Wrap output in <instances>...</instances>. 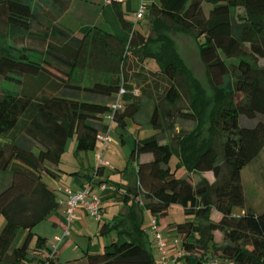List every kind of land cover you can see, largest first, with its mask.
Wrapping results in <instances>:
<instances>
[{
	"label": "trees",
	"instance_id": "16d2710c",
	"mask_svg": "<svg viewBox=\"0 0 264 264\" xmlns=\"http://www.w3.org/2000/svg\"><path fill=\"white\" fill-rule=\"evenodd\" d=\"M70 1L0 0V264H62L68 243L59 246L79 209L97 221V235L116 233L98 252L82 249L87 264H264V208L246 206L242 184L243 168L264 148V0H152L144 14L147 32L112 0L127 38L98 25L75 36L58 21ZM167 32L193 34L198 44L215 96L210 139L180 129L165 140L170 109L200 122L206 106L203 88ZM5 81L16 87H4ZM121 86V105L112 107ZM181 98L190 107L182 109ZM144 99L152 102L149 123L156 131L134 138L135 182L118 186L123 210L103 221L100 192L109 179L101 168L109 163L100 157L73 189L62 174L80 170L62 169V153L73 136L77 154L94 150L103 136L105 143L112 125L122 135ZM142 153L151 157L138 161ZM204 171L214 181L194 183L192 172ZM84 190L98 196L97 213L77 203L68 220V192ZM172 204L192 218L168 221ZM234 206L243 212L233 214ZM212 209L220 214L216 220ZM43 220L63 230L49 245L34 230Z\"/></svg>",
	"mask_w": 264,
	"mask_h": 264
},
{
	"label": "rangeland",
	"instance_id": "374dc122",
	"mask_svg": "<svg viewBox=\"0 0 264 264\" xmlns=\"http://www.w3.org/2000/svg\"><path fill=\"white\" fill-rule=\"evenodd\" d=\"M145 9H147V7ZM236 13H239V15L242 14V9L237 8ZM146 25L148 26V22H146ZM167 34L171 35V37L174 39L176 50L178 51L184 64L188 68L189 74L192 78H195L203 88V99L206 101V106L202 116V120L200 122H197L196 119L185 118L179 115L175 110L170 109L168 112L170 116L166 117V119L164 120L165 140L170 141L171 137L177 134L180 129L192 130L195 133L198 132L200 139H210V115L211 110L214 106L215 96L214 91L210 87L206 66L201 61L198 53V44L195 40L194 35L190 33L176 32L171 34L170 32H167ZM259 63H264V58H260ZM1 81L2 80L0 79V82ZM1 84L4 87L8 88L16 87L14 83L8 81L2 82ZM186 101V98H181V100L179 101L182 109L190 107V104H188V102ZM149 103L150 101L148 99H144L141 109L136 115V127L139 130L138 132L136 131V127H129L127 128L128 130H126V132L120 135V132L116 128V126L112 125V129L110 130V133L107 136L108 139L105 143H103V141H100L98 145H96L94 150L79 152L83 153V155H86V158H84V160H81L82 163L86 166L92 165L94 158H96V161H98L100 157L104 160L103 156L106 155L112 156V158L116 160V162L112 160V172L108 178V186L104 191L100 192V196H102L103 199V221H111L115 215L123 210V192L118 191V186L122 188L123 184H126L134 178V164L129 160V153L132 149L134 136L138 135L140 138L147 137L156 131V129H154V127L149 123L150 113L147 106L149 105ZM167 124H169L170 128L166 127ZM74 146L75 137L73 136L71 138H68L65 150L62 153L59 162V166L62 169L66 168L71 170L72 167L74 168L76 166L77 154L74 152ZM102 146L104 147L103 150H101ZM176 161L177 157L175 153H172L169 159V164L171 166H174ZM65 175L66 173H63L62 178ZM192 178L194 183L203 178L208 182L214 181V176L211 171H204L200 173L192 172ZM48 183L50 185L53 184V182L49 180ZM242 184L244 195L246 198V206L250 207L254 211H261L264 208V148L254 160H252L243 168ZM243 210L244 209L242 207L234 206L232 208V213L235 215H239L243 212ZM218 215L219 212L212 209V219H218ZM190 218H192V216L184 214L180 205H170L167 214L168 221L176 222ZM149 220V213L144 211L143 226L145 228L148 227ZM74 223L76 224L74 225ZM2 224L3 217L0 215V227L2 226ZM57 228L59 230H55V228L47 220H43L35 226L34 230L37 233L47 237V243L49 245L53 242L54 232H61L62 234L63 230L61 231L60 227ZM126 228L130 229V225L127 224ZM97 230V221L92 216L85 214V216L83 217L75 218L73 224L71 225V235L65 236L59 246L61 248L62 245L68 243V245L65 247V250L61 253V263L64 264L67 261L68 264H87L86 258L82 256L80 257L82 249L87 246L89 251L98 252L103 248V245L106 242L110 241L112 237H115L116 234L115 232H110L106 235H97ZM147 232L148 236L152 238V233L148 230ZM23 234L24 232L20 230L17 235V239L14 241V244H20ZM74 246L75 249L73 248ZM38 253L39 252H36L34 250L30 251V254L32 255H38ZM154 258H157L156 254Z\"/></svg>",
	"mask_w": 264,
	"mask_h": 264
},
{
	"label": "crops",
	"instance_id": "0c3cea01",
	"mask_svg": "<svg viewBox=\"0 0 264 264\" xmlns=\"http://www.w3.org/2000/svg\"><path fill=\"white\" fill-rule=\"evenodd\" d=\"M151 1L152 0H120V1H115V3H117L120 6L124 15L130 21L135 22L136 17L134 13L139 9L141 3H144L145 6L148 7ZM70 16H73V17H70ZM58 21L64 26L70 28L74 32V35L77 37L82 36L84 30L93 25H98L103 28H108L115 35L120 36L122 38L128 37V34L122 30L118 22L117 16L112 6V3L107 0H71L68 8L58 17ZM136 26L140 30L147 32L148 26L146 25V17L144 16L143 18L136 20ZM147 106H148L149 113H151L152 102L150 101L149 105ZM136 126H137L136 119L128 120L127 122L128 128L136 127ZM136 131L137 132L139 131L138 128ZM124 132H126V130L123 131V133ZM137 137L140 138L138 135L134 136V138H137ZM134 138H133V141H134ZM103 157H104V160L107 161L109 164L101 168V171L103 172L101 177L109 178L112 172V160L115 162L116 160L112 158V156L106 155ZM150 157H151V154L142 153L137 157V160L138 161L146 160V159H149ZM84 158H86V155H83V153H77L76 155L77 164L74 168L72 167L71 170H80V173L74 176L66 173V175L63 178L64 182L69 184L71 187H73V189H79L81 187V185L85 182V179L82 176L83 173H85L88 167L94 166L97 162L96 158H94L93 164L90 166H86L81 161V160H84ZM132 163L134 164L133 165V170H134L136 166V161L133 160ZM63 169H66V168H63ZM71 170L66 169V171H71ZM135 177L136 176L134 173V178L131 179L126 184H123L121 189L123 190L126 187L133 185L135 182ZM77 212H78V218L85 216V213L82 210L79 209ZM219 216L220 214L217 216V218H219ZM75 224L76 223H74V225ZM55 230H59V229L55 228ZM54 233L56 234L57 232H54Z\"/></svg>",
	"mask_w": 264,
	"mask_h": 264
},
{
	"label": "built area",
	"instance_id": "2783aa9c",
	"mask_svg": "<svg viewBox=\"0 0 264 264\" xmlns=\"http://www.w3.org/2000/svg\"><path fill=\"white\" fill-rule=\"evenodd\" d=\"M112 1V0H107ZM120 1V0H115ZM145 4L141 3L139 9L134 13L136 20H139L142 18L145 14ZM126 93V89L121 86L117 92V100L112 104V107H119L121 105V101ZM133 94L137 95L139 92L137 90L132 91ZM100 139H103V142L106 140V137H101ZM89 191L84 190L82 193L72 194L68 192V207H66V213L68 220L71 217L72 211L77 203H81L84 208L89 211L91 214H96L98 211L99 206V198L95 194L89 195ZM154 227V226H153ZM158 247L161 250L163 247V243L161 241H157ZM180 254V253H179ZM166 264L165 262H163Z\"/></svg>",
	"mask_w": 264,
	"mask_h": 264
}]
</instances>
